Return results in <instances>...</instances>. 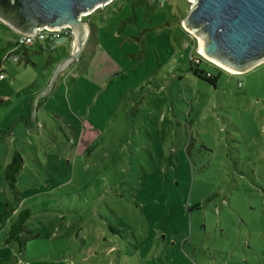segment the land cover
Listing matches in <instances>:
<instances>
[{"label":"rangeland","instance_id":"obj_1","mask_svg":"<svg viewBox=\"0 0 264 264\" xmlns=\"http://www.w3.org/2000/svg\"><path fill=\"white\" fill-rule=\"evenodd\" d=\"M190 7L116 0L97 10L91 43L38 104L70 44L4 62L8 264H264V63L235 74L199 56L182 26ZM10 30L0 25V49ZM194 57L216 86L193 75ZM15 152L22 203L6 181ZM26 208L22 253L6 239Z\"/></svg>","mask_w":264,"mask_h":264},{"label":"water","instance_id":"obj_2","mask_svg":"<svg viewBox=\"0 0 264 264\" xmlns=\"http://www.w3.org/2000/svg\"><path fill=\"white\" fill-rule=\"evenodd\" d=\"M115 0H0V21L18 35L35 37L39 30L70 27L75 46L57 64L46 91L48 96L60 74L76 62L94 38L92 17ZM189 14L182 26L199 43L207 61L235 74L264 63V0H188ZM198 49V51H199Z\"/></svg>","mask_w":264,"mask_h":264},{"label":"trees","instance_id":"obj_3","mask_svg":"<svg viewBox=\"0 0 264 264\" xmlns=\"http://www.w3.org/2000/svg\"><path fill=\"white\" fill-rule=\"evenodd\" d=\"M92 41V40H91ZM89 41V44L91 43ZM6 45L5 47H3ZM16 47V43L8 42L6 44H3L0 49V60L2 61L1 53H7V51L10 50V48ZM202 58V57H201ZM203 59V58H202ZM202 63L201 60H198L197 62L191 61L190 63V69L193 75H195L197 78L206 81L207 83L216 86L217 84V77H214L210 73H207L200 69V64ZM31 90L27 89L22 92V94H30ZM20 96V94L18 95ZM5 105L6 107H10L11 100H1L0 106ZM0 132H3L0 130ZM6 133V132H5ZM2 139V138H1ZM3 140V139H2ZM25 167V161L23 156L19 152H15L10 163L8 164L6 168V181L8 182V185L10 189L15 194V198L20 203L23 202L22 194L19 191L17 187L18 183V176L24 170ZM15 212L13 208V203L10 201H4L0 203V231L3 228L4 223L9 219V217ZM33 217V211L30 208L23 209L18 213V218L16 222L10 227V230L7 235V243H17L20 246V250L23 253L25 242L23 238V234L26 231V225Z\"/></svg>","mask_w":264,"mask_h":264},{"label":"built area","instance_id":"obj_4","mask_svg":"<svg viewBox=\"0 0 264 264\" xmlns=\"http://www.w3.org/2000/svg\"><path fill=\"white\" fill-rule=\"evenodd\" d=\"M152 1L157 3L159 6H162L167 1H172V0H152ZM85 18H91V17L88 16ZM2 24L3 23L0 21V25ZM62 40L67 41L70 44L71 49H74L75 35L73 34V31L70 27H65L61 29V31H57V30L49 31L48 28H46L44 30H39L36 33L35 37L19 35L18 39L16 40V49L31 47L36 44H43V43L57 44L59 41H62ZM197 53L199 54V56L201 55L198 50H197ZM7 60L19 62L20 56L16 54V50H12L6 53V55L3 57L2 59L3 64ZM192 61H198V59L194 57L192 58ZM3 78H4V69L0 68V82L2 81Z\"/></svg>","mask_w":264,"mask_h":264},{"label":"crops","instance_id":"obj_5","mask_svg":"<svg viewBox=\"0 0 264 264\" xmlns=\"http://www.w3.org/2000/svg\"><path fill=\"white\" fill-rule=\"evenodd\" d=\"M116 1V0H115ZM114 1V2H115ZM113 2V3H114ZM104 10V9H103ZM102 10V11H103ZM94 14H96V13H94ZM93 14V15H94ZM92 18V17H91ZM90 18V19H91ZM6 34H10V35H12L13 37H14V40L13 41H1L2 42V44H6V43H8V42H13V43H16V40L18 39V37H19V35L16 33V32H14L13 30H10V31H7L6 32ZM94 43V42H93ZM36 45H39V46H41V44H36ZM6 45H4L3 47H5ZM35 46V45H34ZM34 46H31V47H34ZM31 47H25V48H20V49H16V47H12V48H10V50L9 51H7V53L8 52H10V51H12V50H16V54H18L19 56H20V60H21V57L24 55L25 57H29V48H31ZM70 51H71V49H70ZM70 51H68V52H70ZM19 60V61H20ZM1 61V60H0ZM56 62V61H55ZM57 62H56V66H57ZM0 68H2V69H4V64L2 65V67L0 66ZM56 68V67H55ZM2 243H3V240H2V236H0V254H5V256L3 255V258H4V264H8V254H9V248H2L1 246H2ZM6 245L7 246H10L11 244H8L7 243V239H6Z\"/></svg>","mask_w":264,"mask_h":264},{"label":"bare ground","instance_id":"obj_6","mask_svg":"<svg viewBox=\"0 0 264 264\" xmlns=\"http://www.w3.org/2000/svg\"><path fill=\"white\" fill-rule=\"evenodd\" d=\"M199 52L203 53V50H202V48H200Z\"/></svg>","mask_w":264,"mask_h":264}]
</instances>
